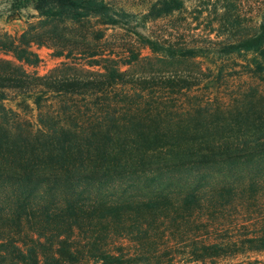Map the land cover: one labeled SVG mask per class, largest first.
<instances>
[{"label":"trees","instance_id":"16d2710c","mask_svg":"<svg viewBox=\"0 0 264 264\" xmlns=\"http://www.w3.org/2000/svg\"><path fill=\"white\" fill-rule=\"evenodd\" d=\"M198 1L195 21L211 14ZM229 5L214 8L205 39L262 72L264 20L227 27ZM30 6L37 22L0 33V264H264V90L187 103L208 78L199 48L149 34L109 45L118 22L103 0ZM185 10L155 0L143 18ZM91 18L105 28L89 32ZM33 46L63 61L28 72ZM15 94L35 95L37 130L2 105Z\"/></svg>","mask_w":264,"mask_h":264},{"label":"rangeland","instance_id":"374dc122","mask_svg":"<svg viewBox=\"0 0 264 264\" xmlns=\"http://www.w3.org/2000/svg\"><path fill=\"white\" fill-rule=\"evenodd\" d=\"M115 13L117 24L106 27L105 41L109 45L116 42H128L138 44L140 35H157L159 41L167 42L175 47L199 48L202 51L195 61L206 71L208 78L199 86L187 91L183 96L185 102L201 101L211 99L219 106L234 104V100L239 97L244 90L256 88L264 90V60L258 59L263 71L259 72L253 63L250 55H228L220 54L218 46L206 41L204 29L212 26L217 27L220 23L219 18L214 17L213 10L219 8L221 4L231 3L228 14L232 17L225 21V25L230 27L236 18L241 25L250 26L264 20V0H210L207 5L208 12H205L199 20L193 19L197 11L198 0H181L185 11L173 13L170 16L157 21L145 22L144 14L149 5L155 0H103ZM226 1V3H225ZM22 6V7H21ZM206 16V18H205ZM39 20L36 12L30 6V0H0V33H7L12 37L21 34L30 23ZM100 20L91 18L85 25L90 32L101 27ZM192 28L193 31H190ZM108 35V36H107ZM213 38V35L210 36ZM103 41H100L101 46ZM119 45V43H115ZM107 50L108 47H102ZM32 49L38 54L40 62L34 67L26 66V70L39 76L47 74L51 69L60 65L63 59L54 56L53 51L45 46H33ZM154 55L149 49H142L141 56ZM0 57L9 59L0 52ZM81 63L87 61L80 59ZM34 94H15L7 100L2 101L5 108H9L19 116L21 120H26L33 130L39 128L38 110L34 104ZM51 97L42 106L44 111L48 106L56 105L51 103ZM83 105L82 101H79ZM49 112L51 109L48 110ZM46 119L44 118L43 121ZM115 246L120 242L113 240ZM237 262L236 259L230 261L231 264Z\"/></svg>","mask_w":264,"mask_h":264}]
</instances>
